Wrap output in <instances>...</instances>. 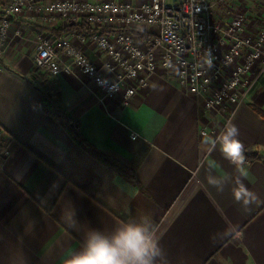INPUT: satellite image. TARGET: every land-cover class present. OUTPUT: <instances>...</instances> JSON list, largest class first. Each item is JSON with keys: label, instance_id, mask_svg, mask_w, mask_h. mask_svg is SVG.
Returning <instances> with one entry per match:
<instances>
[{"label": "crops", "instance_id": "crops-1", "mask_svg": "<svg viewBox=\"0 0 264 264\" xmlns=\"http://www.w3.org/2000/svg\"><path fill=\"white\" fill-rule=\"evenodd\" d=\"M238 1L218 6L214 17L225 21L227 3ZM70 24L64 17L48 24L40 12L23 11L6 34L0 69V128L7 145L0 165V264H64L89 226L110 230L145 211L169 264H264V117L256 110L264 108V78L231 114L207 110L162 68L128 105L122 93L102 104L94 81L77 67L50 75L34 63L37 39L53 37L47 28ZM153 30L129 29L140 45ZM88 34L67 30L60 37L68 36L113 77ZM52 85L81 135L133 167L135 183L94 159L43 112L41 96ZM228 121L239 129L242 151L256 155L244 157L240 169L243 183L259 197L247 209L234 202L230 187L217 193L205 180L213 161L220 171L238 175L219 151L210 150Z\"/></svg>", "mask_w": 264, "mask_h": 264}, {"label": "built area", "instance_id": "built-area-1", "mask_svg": "<svg viewBox=\"0 0 264 264\" xmlns=\"http://www.w3.org/2000/svg\"><path fill=\"white\" fill-rule=\"evenodd\" d=\"M227 1L9 0L0 15V69L12 18L23 11L40 12L48 24L58 17L85 23L92 30L88 37L106 55L103 67L113 77L106 76L68 36L41 35L36 67L50 75L74 72L77 67L96 84L100 103L122 93V103L128 105L162 68L174 73L178 84L199 97L207 110L231 114L264 78V27L250 31L245 5L227 3V19L217 20L216 8ZM140 26L154 28L145 45L137 44L129 31ZM107 28L112 30L100 32Z\"/></svg>", "mask_w": 264, "mask_h": 264}, {"label": "clouds", "instance_id": "clouds-1", "mask_svg": "<svg viewBox=\"0 0 264 264\" xmlns=\"http://www.w3.org/2000/svg\"><path fill=\"white\" fill-rule=\"evenodd\" d=\"M238 137L239 129L228 121L212 141L210 149L219 151L235 166L238 175L230 176L220 171L219 164L213 161L208 163L205 180L207 186L217 193H223L230 187L234 202L247 209L259 197L241 179L244 175L240 171L244 156ZM64 264H169V261L160 245L152 217L145 211L110 230L89 226L83 233L80 247L67 255Z\"/></svg>", "mask_w": 264, "mask_h": 264}, {"label": "trees", "instance_id": "trees-1", "mask_svg": "<svg viewBox=\"0 0 264 264\" xmlns=\"http://www.w3.org/2000/svg\"><path fill=\"white\" fill-rule=\"evenodd\" d=\"M9 0H0V15L1 10L7 5ZM83 29L90 33L92 30L83 22L77 24H70L65 28L48 29L47 30L53 35L54 38L60 37L67 30ZM112 29H101L100 32L111 31ZM134 31V30H133ZM141 34L140 32H138ZM141 36H144L141 34ZM146 38V37H145ZM148 39V38H146ZM57 88L53 85L50 86L48 93H42L40 105L44 113L51 116L67 133L68 135L89 155H91L98 162L106 167L111 168L121 176L128 179L130 182L135 183V172L134 168L130 166H124L120 162L109 158L104 153L96 149L91 143H89L80 133L79 125L76 121H73L67 114L63 107L60 99L57 95ZM258 113L264 117V108H256ZM7 145L3 137V132L0 128V165L3 163L5 158ZM245 158H255L256 155L249 150L242 151Z\"/></svg>", "mask_w": 264, "mask_h": 264}, {"label": "rangeland", "instance_id": "rangeland-1", "mask_svg": "<svg viewBox=\"0 0 264 264\" xmlns=\"http://www.w3.org/2000/svg\"><path fill=\"white\" fill-rule=\"evenodd\" d=\"M241 5L248 7L250 31L254 32L256 29L264 27V0H239L237 6L241 7Z\"/></svg>", "mask_w": 264, "mask_h": 264}]
</instances>
